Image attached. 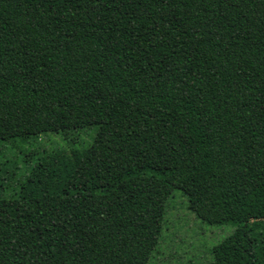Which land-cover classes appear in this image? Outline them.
Returning a JSON list of instances; mask_svg holds the SVG:
<instances>
[{"label":"trees","instance_id":"16d2710c","mask_svg":"<svg viewBox=\"0 0 264 264\" xmlns=\"http://www.w3.org/2000/svg\"><path fill=\"white\" fill-rule=\"evenodd\" d=\"M46 132L0 264H148L176 189L235 224L214 264H264V0H0V141Z\"/></svg>","mask_w":264,"mask_h":264},{"label":"rangeland","instance_id":"374dc122","mask_svg":"<svg viewBox=\"0 0 264 264\" xmlns=\"http://www.w3.org/2000/svg\"><path fill=\"white\" fill-rule=\"evenodd\" d=\"M96 128L77 134L87 146ZM72 146L62 132H46L27 140L0 141V197H11L27 183L36 163L44 156L71 153ZM235 229L232 222L209 224L189 208V199L181 189L174 190L166 202L162 234L148 264H214L213 248Z\"/></svg>","mask_w":264,"mask_h":264}]
</instances>
